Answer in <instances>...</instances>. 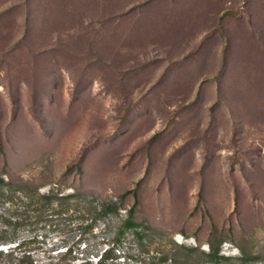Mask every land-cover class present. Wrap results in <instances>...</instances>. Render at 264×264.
<instances>
[{
    "label": "rangeland",
    "instance_id": "rangeland-1",
    "mask_svg": "<svg viewBox=\"0 0 264 264\" xmlns=\"http://www.w3.org/2000/svg\"><path fill=\"white\" fill-rule=\"evenodd\" d=\"M76 163L82 198L16 233L38 264H69L68 246L76 264L108 248V264H161L219 242L223 264H264V0H0V177L67 195ZM137 183L140 237L118 199ZM12 198L0 230L23 215Z\"/></svg>",
    "mask_w": 264,
    "mask_h": 264
},
{
    "label": "trees",
    "instance_id": "trees-1",
    "mask_svg": "<svg viewBox=\"0 0 264 264\" xmlns=\"http://www.w3.org/2000/svg\"><path fill=\"white\" fill-rule=\"evenodd\" d=\"M229 12L224 13L222 15L225 17ZM160 133H157L151 137L149 143H154L159 137ZM7 161L4 160L3 173L4 175H8L7 170ZM75 172L78 175V186L74 187V192L71 194H65V188L62 187V183H53L54 186L47 194H39V186L30 183L21 184L25 188L18 189L16 186V182L10 177L7 182H5L4 178L0 177V189L2 190L4 187H7L5 193L11 195L8 199L5 198V194L0 195V200H3V203L10 202L13 204L12 196L19 194L22 196L20 204L24 210H18L17 212L22 213L23 215L18 216H8L2 224V228L0 230V248L7 246L6 249H0V264H38L34 260V249L38 246L37 237L34 235L29 236L27 239L19 240L16 238V233L19 231L24 222L32 220L33 225H39L44 223L50 217L57 215L58 213H62V210H58L61 206L62 202H66L72 199L82 198L81 186L83 182V168L79 163L73 164L67 168L65 171V175ZM22 183V182H21ZM139 183L132 189L125 191L123 194L118 196L120 200V204L128 197L132 196L134 199L133 207L130 210H127V218L124 224L122 225L123 231L130 230L134 235L140 237L141 232L139 231L140 225L135 222V207L138 205V197H137V188ZM73 188V187H72ZM7 201V202H6ZM14 205V204H13ZM12 205V206H13ZM110 212L119 213V210H109ZM221 245L222 242L219 243H210L209 244V252L201 250L200 246L197 247H187L180 246L175 244V248L185 252V259L181 261L179 257V251L176 250L172 255H164L161 257V264H203L206 262H211L213 264H223L232 260L230 257H226L221 254ZM113 249H106L97 260V264H108V261L112 258L110 254ZM66 256L71 258L69 264H76L79 262V259L76 257L74 253L73 247H66L65 251H63ZM75 254V255H74ZM74 255V256H73ZM198 256V260H194L195 256ZM194 262H190L191 260ZM85 264H90L85 263Z\"/></svg>",
    "mask_w": 264,
    "mask_h": 264
},
{
    "label": "bare ground",
    "instance_id": "bare-ground-1",
    "mask_svg": "<svg viewBox=\"0 0 264 264\" xmlns=\"http://www.w3.org/2000/svg\"><path fill=\"white\" fill-rule=\"evenodd\" d=\"M7 248V246H4V247H1L0 249H6Z\"/></svg>",
    "mask_w": 264,
    "mask_h": 264
}]
</instances>
